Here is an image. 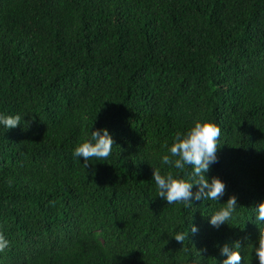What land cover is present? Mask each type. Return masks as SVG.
Instances as JSON below:
<instances>
[{"label": "trees", "instance_id": "trees-1", "mask_svg": "<svg viewBox=\"0 0 264 264\" xmlns=\"http://www.w3.org/2000/svg\"><path fill=\"white\" fill-rule=\"evenodd\" d=\"M17 114L0 125V264H221L237 242L259 264L264 0H0V115ZM196 119L220 127L204 175L225 193L167 204L152 167L169 170L166 145ZM101 128L111 155L85 168L74 148Z\"/></svg>", "mask_w": 264, "mask_h": 264}, {"label": "clouds", "instance_id": "clouds-1", "mask_svg": "<svg viewBox=\"0 0 264 264\" xmlns=\"http://www.w3.org/2000/svg\"><path fill=\"white\" fill-rule=\"evenodd\" d=\"M21 116L0 115V125L5 129H11L20 124ZM220 127L210 120L196 119L184 132H177L170 145H166L167 152L161 156V163L168 165L169 170L161 174L159 168L152 167V179L155 182L157 195L166 200L167 204H183L185 207L192 206V200L219 201L226 190L224 182L212 176L207 178L204 173L209 171L210 165L217 161V149L220 146ZM113 140L106 128L93 129L90 139L78 143L73 151L75 157H82L84 166L87 168L88 161H106L112 152ZM186 167L192 169L191 180L182 178L178 173L174 174L172 169L183 172ZM193 185L197 190L192 191ZM237 199L230 195L223 202V207L210 215L209 223L214 227L229 224L236 210ZM255 219L264 221V201L259 202L254 208ZM193 233L197 231L194 225L189 227ZM189 231V230H188ZM172 237L176 241L184 243L188 238V232H176ZM9 247V241L3 233H0V252ZM240 244L237 242L232 248L224 245L220 251L225 257L221 264H241L242 257L239 252ZM259 264H264V228L259 229L258 245H252Z\"/></svg>", "mask_w": 264, "mask_h": 264}]
</instances>
